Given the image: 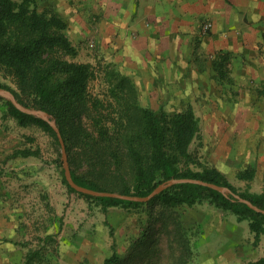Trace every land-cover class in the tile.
<instances>
[{
	"label": "rangeland",
	"instance_id": "374dc122",
	"mask_svg": "<svg viewBox=\"0 0 264 264\" xmlns=\"http://www.w3.org/2000/svg\"><path fill=\"white\" fill-rule=\"evenodd\" d=\"M44 2H37L40 9H53ZM65 32L73 37L69 29ZM87 39L80 54L64 56L91 64L88 98L102 104L95 107L88 103L80 118L81 131H93V116L119 119L128 108L179 110L174 106L175 96L167 97L166 91L161 96L151 91L150 100L111 60L98 59L95 43ZM108 73L116 75L110 79ZM0 82L20 93L11 74L2 67ZM71 135L75 139L72 142L78 141L75 128ZM209 142L201 134L194 140L191 150L197 159L216 167L238 189H245L247 180L237 174L227 176L223 158L210 151ZM19 149L38 154L16 155ZM58 157L61 149L53 138L36 125H20L6 114L0 99V264H103L112 253V244L118 255L115 264H229L231 252L242 259V264H249L264 255V235L255 245L247 220L238 221L234 214L208 202L168 208L155 202L103 211L98 203L68 190ZM106 223L113 227V236ZM30 253L36 255L29 262Z\"/></svg>",
	"mask_w": 264,
	"mask_h": 264
},
{
	"label": "trees",
	"instance_id": "16d2710c",
	"mask_svg": "<svg viewBox=\"0 0 264 264\" xmlns=\"http://www.w3.org/2000/svg\"><path fill=\"white\" fill-rule=\"evenodd\" d=\"M67 22L53 9H40L35 0H0V67L11 74L20 93L5 83L0 87L11 91L27 107L46 111L60 129L64 140L73 180L96 191H110L144 197L158 184L171 178H196L226 187L264 209V193L238 189L216 167L197 159L191 145L200 136V119L192 107L168 112L162 106L156 110L128 108L123 115L110 120L93 116V131L80 127V118L91 102L88 84L93 77L90 63L68 60L64 56L77 55L76 47L66 35ZM113 71H110L112 73ZM113 78L116 74L110 75ZM125 77L121 79L124 81ZM6 114L20 125H36L47 132L60 146L55 132L44 120L15 108L10 101L0 98ZM97 105V106H96ZM77 131V140L71 129ZM75 149L72 150V147ZM21 156L37 155L30 149H19ZM62 181L72 192L100 205L103 211L110 207H139L159 203L162 207H177L208 202L213 207L228 211L238 221L247 220L256 245L264 235V214L221 192L194 183L174 184L147 202H136L112 197L83 194L72 189L64 177L61 158H57ZM251 169L237 173L249 182ZM109 226L113 236L114 229ZM112 253L103 264H115L118 255L112 244ZM30 253L27 260L34 259ZM253 264H264V256Z\"/></svg>",
	"mask_w": 264,
	"mask_h": 264
},
{
	"label": "crops",
	"instance_id": "0c3cea01",
	"mask_svg": "<svg viewBox=\"0 0 264 264\" xmlns=\"http://www.w3.org/2000/svg\"><path fill=\"white\" fill-rule=\"evenodd\" d=\"M46 4L67 22L78 54L90 37L96 57L111 60L150 100L151 91H166L179 110L192 107L224 173L251 169L250 190L264 193V0ZM237 257L231 252L229 264H242Z\"/></svg>",
	"mask_w": 264,
	"mask_h": 264
},
{
	"label": "water",
	"instance_id": "95a60500",
	"mask_svg": "<svg viewBox=\"0 0 264 264\" xmlns=\"http://www.w3.org/2000/svg\"><path fill=\"white\" fill-rule=\"evenodd\" d=\"M0 96L4 97L6 100L10 101L11 104L15 108H17L18 110H20L24 113L30 114V115H34V116H36V117H38V118H40V119H42L48 123V125L55 132L58 143L60 145L61 160H62L65 180L67 181L68 185L77 192L87 194V195H91V196L112 197V198H119V199H123V200H130V201H136V202H147L151 198H153L155 195H157L158 193H160L164 189H166V188H168L174 184H177V183H194V184L206 186V187H209L211 189L217 190V191L221 192L222 194H224L226 197H229V195H230L232 197L231 200H237L239 202H242V203L246 204L249 208L253 209L254 211L261 213V214H264V209L256 206L250 200L245 199L236 193H233L230 189L216 185L212 182H207V181H204L201 179H196V178H171V179L165 180V181L161 182L160 184H158L148 195H146L144 197L135 196V195H127V194L110 192V191H96V190H92V189L83 187L81 185H78L73 180V178L71 176V171H70V167H69V163H68V157H67V153H66V149H65L64 140L62 138L60 129L57 126L55 120L53 118H51V116L46 111H44L42 109L29 108V107L24 106L23 104H21L16 99V97L14 96V94L11 91H9L5 88L0 87Z\"/></svg>",
	"mask_w": 264,
	"mask_h": 264
},
{
	"label": "built area",
	"instance_id": "2783aa9c",
	"mask_svg": "<svg viewBox=\"0 0 264 264\" xmlns=\"http://www.w3.org/2000/svg\"><path fill=\"white\" fill-rule=\"evenodd\" d=\"M210 27H211V23L210 22H204L203 26H202L203 32L204 33L207 32L210 29Z\"/></svg>",
	"mask_w": 264,
	"mask_h": 264
}]
</instances>
